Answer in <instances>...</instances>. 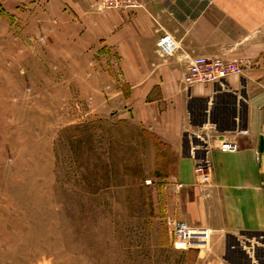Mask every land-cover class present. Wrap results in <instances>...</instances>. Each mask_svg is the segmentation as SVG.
Listing matches in <instances>:
<instances>
[{"label":"crops","instance_id":"obj_1","mask_svg":"<svg viewBox=\"0 0 264 264\" xmlns=\"http://www.w3.org/2000/svg\"><path fill=\"white\" fill-rule=\"evenodd\" d=\"M44 1L49 34L94 67L85 78L95 97L135 115L155 140L164 218L210 231L203 250H176L161 235L159 264H264V0H138L135 9L103 11L96 0ZM164 34L176 44L167 56L156 51ZM196 55L243 70L187 85ZM221 139L237 150L220 151Z\"/></svg>","mask_w":264,"mask_h":264},{"label":"rangeland","instance_id":"obj_2","mask_svg":"<svg viewBox=\"0 0 264 264\" xmlns=\"http://www.w3.org/2000/svg\"><path fill=\"white\" fill-rule=\"evenodd\" d=\"M46 4L0 0V264H159L155 140L95 97Z\"/></svg>","mask_w":264,"mask_h":264},{"label":"built area","instance_id":"obj_3","mask_svg":"<svg viewBox=\"0 0 264 264\" xmlns=\"http://www.w3.org/2000/svg\"><path fill=\"white\" fill-rule=\"evenodd\" d=\"M94 5L99 11L135 9L141 6L138 0H96ZM175 49V42L166 34L156 42V51L161 56L170 55ZM242 70V67L237 63L196 55L188 59L184 81L187 85L215 84L232 75L240 74ZM219 149L222 152H235L237 146L233 142L221 139ZM196 171L200 173L203 183L208 182L209 176L207 173H203V168H198ZM168 233L171 237L172 247L176 250H203L208 247L210 240V231L207 228L192 226L183 220L168 221Z\"/></svg>","mask_w":264,"mask_h":264}]
</instances>
